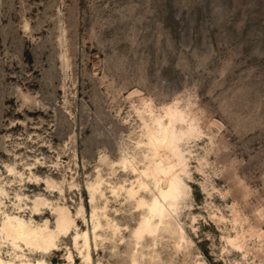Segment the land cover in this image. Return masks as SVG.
<instances>
[{
	"label": "rangeland",
	"instance_id": "rangeland-1",
	"mask_svg": "<svg viewBox=\"0 0 264 264\" xmlns=\"http://www.w3.org/2000/svg\"><path fill=\"white\" fill-rule=\"evenodd\" d=\"M168 104L194 123L185 194L135 244L141 210L111 185L136 179L120 161L144 166L145 122ZM99 174L97 204L124 239L92 244V264H264V0H0V220L17 193L26 218L54 222L50 207L32 213L26 197L41 195L89 220ZM70 247L81 264L71 236L48 261Z\"/></svg>",
	"mask_w": 264,
	"mask_h": 264
},
{
	"label": "bare ground",
	"instance_id": "bare-ground-1",
	"mask_svg": "<svg viewBox=\"0 0 264 264\" xmlns=\"http://www.w3.org/2000/svg\"><path fill=\"white\" fill-rule=\"evenodd\" d=\"M149 113L153 124L145 122L147 149L143 155L144 166L138 167L132 158L126 156L120 161V164L124 169L130 168L137 174L136 179L132 180L128 186L123 183L111 185L114 195L118 196L119 192L123 191L125 199L134 200L136 207L141 210L140 220L131 230V237L135 244H139L147 233L155 234L160 225L169 216L176 213L179 200L185 194L186 184L183 174L187 171L186 156L180 142L185 134L194 130L193 121L186 119L182 110L174 104L164 107V115H155L152 110ZM164 116L168 118L167 122L164 121ZM178 120L186 121V127L177 128L175 122ZM163 153H168L170 160H164ZM9 170L13 172L15 168L9 166ZM46 182L50 188L56 187L55 183L53 184L49 180ZM102 184L103 179L99 174L96 180L88 185L92 203L89 220L82 212L83 205L77 213H74L67 204L52 205V202L41 195H35L33 198L26 197L32 203L30 206L32 213L39 215L43 213L44 208L50 207L55 216L54 222L48 218L41 222L35 221L33 217L26 218L20 212L25 210L24 204L27 206L28 203H22L24 198L17 193L18 202L14 205L18 211H1L0 264H77L76 255L71 247L68 248L66 256L62 260L51 263L48 261L49 255L60 250L63 239L69 236L72 237L79 258H82L81 264H92V244L98 247L99 241H104L107 238L113 240L119 234L120 239H124L122 227L107 215V205L97 204V194L105 195ZM60 189L58 190L60 191ZM141 191L148 192L150 197L142 195ZM0 195L8 196L7 190L1 184ZM5 205V202L0 199V210ZM78 217H83V220L88 224L91 223L92 230L90 231L89 227L78 228ZM105 228L110 230L111 237L100 233V230ZM229 242L233 246H238V236L230 237ZM5 243L12 249L10 257L7 258L2 253V246ZM25 250H29L35 257H29ZM131 260L132 264H138L135 254H132ZM97 263L104 264L101 261Z\"/></svg>",
	"mask_w": 264,
	"mask_h": 264
},
{
	"label": "snow or ice",
	"instance_id": "snow-or-ice-1",
	"mask_svg": "<svg viewBox=\"0 0 264 264\" xmlns=\"http://www.w3.org/2000/svg\"><path fill=\"white\" fill-rule=\"evenodd\" d=\"M146 191H147V189H146ZM138 235H139V233H138Z\"/></svg>",
	"mask_w": 264,
	"mask_h": 264
}]
</instances>
